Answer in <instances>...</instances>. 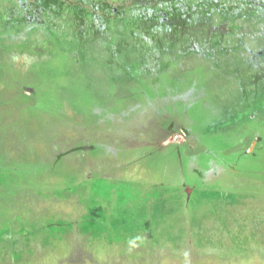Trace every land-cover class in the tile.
<instances>
[{
    "label": "rangeland",
    "instance_id": "374dc122",
    "mask_svg": "<svg viewBox=\"0 0 264 264\" xmlns=\"http://www.w3.org/2000/svg\"><path fill=\"white\" fill-rule=\"evenodd\" d=\"M63 1L0 0V264H264V0Z\"/></svg>",
    "mask_w": 264,
    "mask_h": 264
},
{
    "label": "flooded vegetation",
    "instance_id": "af4514ba",
    "mask_svg": "<svg viewBox=\"0 0 264 264\" xmlns=\"http://www.w3.org/2000/svg\"><path fill=\"white\" fill-rule=\"evenodd\" d=\"M19 2H22L21 8L32 9V11H33L32 13L34 16L35 15L39 16L41 11L47 10V9H45V7H43V2H49V6L50 7L52 6V0H36V3L38 5L37 7H34L35 6V0H33V2L30 3V5L27 4V0H19ZM61 2H63L62 4L65 3L63 0H61ZM173 6H175V7L172 9V12H176L177 7H176V5H173ZM221 7L227 9L228 13H230L231 15H234L235 13L238 14L240 11H242V6L240 7L239 2H234L230 6L228 3H226L225 7L224 6H221ZM158 8L160 9L159 6H158ZM152 9L153 8L150 6H147V8L145 9L146 12H150V15L144 14L148 19L150 17L154 16V14H155V13H153L154 11H150ZM177 9L180 10V16L179 17H181L182 19H185V21H186L185 26H188L190 29H193V26H195L199 22L198 17L204 16L205 19H208V16H209L208 12L213 11V9H215V8L209 2H206V3L196 2L194 4H186L185 6H182L181 8H177ZM169 11H171V10H169ZM14 12L16 13V11H14ZM156 13H158V10ZM166 13L168 14V19H169L171 14H169L168 12H166ZM29 16H32V15H29ZM157 18H158V20L155 23V26H161V25L167 24V22H164V16H162V13L158 14ZM171 18H175V15L171 16ZM238 20H241V18L238 17L237 21ZM159 21L164 22V24H160Z\"/></svg>",
    "mask_w": 264,
    "mask_h": 264
},
{
    "label": "trees",
    "instance_id": "16d2710c",
    "mask_svg": "<svg viewBox=\"0 0 264 264\" xmlns=\"http://www.w3.org/2000/svg\"><path fill=\"white\" fill-rule=\"evenodd\" d=\"M225 12H226V16L227 17H231L232 16L230 13H228L227 9H225ZM152 18H153V16L150 17L149 19H152ZM155 22H157L156 18L154 19L153 23H155ZM170 32H171V30H160V36H167V34H169Z\"/></svg>",
    "mask_w": 264,
    "mask_h": 264
}]
</instances>
